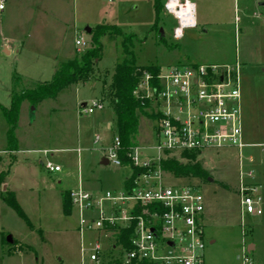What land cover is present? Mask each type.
I'll return each instance as SVG.
<instances>
[{
    "label": "rangeland",
    "instance_id": "rangeland-1",
    "mask_svg": "<svg viewBox=\"0 0 264 264\" xmlns=\"http://www.w3.org/2000/svg\"><path fill=\"white\" fill-rule=\"evenodd\" d=\"M6 1L7 10L0 12V104L8 109L13 93L50 82L54 64L81 58L90 50L89 28L106 26L135 36L136 64L142 67L158 65L167 71L177 65L240 64L243 142L253 147L242 152L207 150L198 160L209 174L208 182H191L199 184L206 199L205 264H246L243 254L250 264H264V1L190 0L196 5L198 26L179 41L173 38L176 23L164 10L159 30L153 31L158 19L155 0ZM105 32L97 78L74 85L36 108L28 101L22 105L15 131L17 152L7 149L8 124L0 114V176L8 173L0 180V264H125L114 234L81 232L79 212L72 208L67 214L64 207L65 193L77 191L80 182L90 192L120 191L129 174L128 169L102 163L116 135L112 108L105 105L92 115L81 113L83 105L90 108L103 100L104 83L111 82L125 59L123 37ZM58 34L63 38L61 53L49 44L35 45L37 36L51 39ZM10 35L25 43L11 44L13 54L7 55L5 40ZM77 40L84 46H76ZM153 124L142 116L136 145L155 143ZM16 155L18 162L13 164ZM249 158L255 162L251 164ZM39 161L58 166L61 172L40 169ZM167 184L191 185L183 179H168ZM251 187H258L262 197L253 217L243 214L241 204ZM12 191L29 223L2 198ZM96 241L102 251L95 263L90 257ZM251 245L255 248L249 252Z\"/></svg>",
    "mask_w": 264,
    "mask_h": 264
},
{
    "label": "built area",
    "instance_id": "built-area-1",
    "mask_svg": "<svg viewBox=\"0 0 264 264\" xmlns=\"http://www.w3.org/2000/svg\"><path fill=\"white\" fill-rule=\"evenodd\" d=\"M5 4L0 0V12ZM164 11L176 23L175 41L198 26L196 5L190 0H167ZM76 46L84 44L77 40ZM239 68V63L177 65L161 71L156 79L145 73L135 95L148 100L150 112L157 117L153 121L155 143L137 145L127 153L129 162L143 169L132 188L93 193L80 187L70 192L72 208L80 215L81 232L98 231L109 236L114 234L113 228L133 229L132 247L123 252L125 264H205L206 199L198 186L168 185L162 163L185 152L202 155L210 149L236 148L242 152L253 147L243 142ZM104 108L102 101H95L90 108L83 105L81 113L92 115ZM99 141L97 137L96 143ZM262 148L264 152V145ZM121 151V140L115 135L105 159L129 170L120 158ZM249 159L251 164L255 162ZM43 169L61 172L51 163L44 164ZM248 191L242 196L243 214L254 215L262 197L258 187ZM101 251L96 241L90 260L98 262ZM243 257L250 264V258Z\"/></svg>",
    "mask_w": 264,
    "mask_h": 264
},
{
    "label": "trees",
    "instance_id": "trees-1",
    "mask_svg": "<svg viewBox=\"0 0 264 264\" xmlns=\"http://www.w3.org/2000/svg\"><path fill=\"white\" fill-rule=\"evenodd\" d=\"M164 0H155V11L158 16L157 23L153 29L159 30L158 24L160 15L163 14ZM107 30L117 32V36L123 37L122 47L124 48L125 59L123 63L117 65L111 82L104 83L102 88V102L110 106L116 115V135L121 140L122 151L120 158L125 166H129L130 176L126 180L125 186L132 188L137 176L142 174L143 169L136 168L127 159V153L130 149L137 146V137L140 134L141 118L148 117L154 121L157 117L150 112V104L148 100L139 98L135 95L138 91L141 79L145 73L152 78L162 71L158 65L138 66L136 64V56L134 52V42L137 41L135 36H125L115 28L97 27L92 34V45L81 58H74L67 62H62L58 66V70L50 82L39 84L36 88L26 90L20 94L13 93L11 97L10 108H5L0 104V114L5 117L8 124V146L10 152H17L18 145L16 139V128L20 120V112L22 105L28 101L34 108L38 107L43 101L55 99L58 95L74 85L87 84L91 79L97 78L98 64L103 56L101 39L107 36ZM156 84V80L152 81V85ZM200 154L195 152H185L178 156L168 157L163 160L162 169L167 179H183L189 181L192 186L194 180L208 182L209 174L203 168L198 160ZM180 158L182 160H180ZM187 161V162H185ZM8 173L1 174L0 180L3 182L4 177ZM199 184H195V186ZM65 213L71 214L72 201L70 192L64 195ZM6 204L15 210V212L29 223L27 216L23 213L20 205L15 198L13 192H6L3 197ZM116 243L122 247V252H128L131 249V237L133 229L113 228ZM247 237V235H244ZM117 245V246H118ZM143 264H149L145 262Z\"/></svg>",
    "mask_w": 264,
    "mask_h": 264
},
{
    "label": "crops",
    "instance_id": "crops-1",
    "mask_svg": "<svg viewBox=\"0 0 264 264\" xmlns=\"http://www.w3.org/2000/svg\"><path fill=\"white\" fill-rule=\"evenodd\" d=\"M6 1V0H5ZM47 1H50V0H47ZM258 1H264V0H258ZM7 2V1H6ZM9 2V1H8ZM7 2V3H8ZM7 10V8H6V6H5V9H4V11H2V14L5 12ZM26 40H28V37L27 38H25ZM32 39V38H31ZM30 39V40H31ZM34 42H35V45H37L38 47H41L42 45H44V44H49V45H52V47L54 48V50L56 51V52H58L59 53V51H60V53L62 52V50L61 49H59L60 47H61V43H63V38H61V36H60V34H58L55 38L54 37H52L51 39H48V38H46V37H42V36H37L35 39H34ZM5 53L7 54V55H11V54H13V50H12V48H11V44L12 45H14V46H19L20 44H21V46H24V43L25 42H23L22 41V39H18V38H16V37H14V36H9L8 38H6V40H5ZM41 50V49H40ZM16 51L18 52V53H22V51H20V50H18V48L16 49ZM70 61V60H69ZM65 62H67V61H65ZM60 63H62V62H57V64H54V67L53 68H55V70L57 71L58 70V65L60 64ZM56 71H54L55 73H56ZM55 75V74H54ZM28 153H31V151H28ZM32 153H34V152H32ZM16 161L13 163V164H16L17 162H18V157H17V155H16ZM28 164H33V162H30V160H29V162H28ZM38 165H39V168L41 169H43V166H44V164L42 163V161H39L38 162ZM60 173V172H59ZM129 176H130V171H129V174H127V176H126V180L127 179H129ZM126 180H125V183H126ZM81 183V185H82V187L84 188V183H82V182H80ZM125 183H124V187H125ZM80 185V186H81ZM123 187V188H124ZM122 188V189H123ZM115 191H117V190H115ZM14 194H15V192L14 191H12ZM69 192V191H68ZM92 192V191H91ZM95 193H98V192H101V190L99 189V190H97V191H94ZM93 192V193H94ZM261 212H263V209H261ZM248 216H250V217H253V215H248ZM206 221H207V213H206ZM14 243V242H13ZM249 248H250V251H252V250H254V246H249ZM14 248H11L9 251H12Z\"/></svg>",
    "mask_w": 264,
    "mask_h": 264
},
{
    "label": "water",
    "instance_id": "water-1",
    "mask_svg": "<svg viewBox=\"0 0 264 264\" xmlns=\"http://www.w3.org/2000/svg\"><path fill=\"white\" fill-rule=\"evenodd\" d=\"M261 5L264 6V3H262ZM86 31H87V33H91L92 32V29L89 28ZM161 32L163 33L162 30H161ZM102 163H103V165H106V166L109 165L108 161L105 158L102 160ZM210 180L212 181V179H210ZM8 242L10 244H13V240L11 239V237L8 239ZM248 251L250 252V248H248Z\"/></svg>",
    "mask_w": 264,
    "mask_h": 264
},
{
    "label": "bare ground",
    "instance_id": "bare-ground-1",
    "mask_svg": "<svg viewBox=\"0 0 264 264\" xmlns=\"http://www.w3.org/2000/svg\"><path fill=\"white\" fill-rule=\"evenodd\" d=\"M190 10V9H189ZM192 11V10H191Z\"/></svg>",
    "mask_w": 264,
    "mask_h": 264
}]
</instances>
